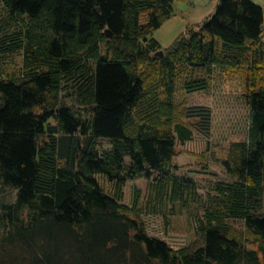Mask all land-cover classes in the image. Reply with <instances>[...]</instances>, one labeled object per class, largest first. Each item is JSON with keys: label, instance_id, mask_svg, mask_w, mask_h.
I'll return each instance as SVG.
<instances>
[{"label": "trees", "instance_id": "obj_1", "mask_svg": "<svg viewBox=\"0 0 264 264\" xmlns=\"http://www.w3.org/2000/svg\"><path fill=\"white\" fill-rule=\"evenodd\" d=\"M177 1L189 0H0V57H24L20 74L0 70V193L17 191L0 210V264H264V9L218 0L163 50L153 35ZM220 70L246 73L248 138L222 161L233 181L209 196L202 243L175 250L149 233L138 191L132 206L123 191L157 175L159 198L196 193L168 177L178 144L211 124L183 95ZM70 83L89 118L61 103Z\"/></svg>", "mask_w": 264, "mask_h": 264}, {"label": "rangeland", "instance_id": "obj_2", "mask_svg": "<svg viewBox=\"0 0 264 264\" xmlns=\"http://www.w3.org/2000/svg\"><path fill=\"white\" fill-rule=\"evenodd\" d=\"M199 7L188 1L174 3V15L155 31V38L163 50L169 49L181 34H187L215 13V0H199ZM264 9V0H252ZM24 57L21 53L0 57V70L11 77L22 72ZM211 87L195 93L183 95L188 106L193 110L211 111L209 130L195 129L194 137L184 144L179 143L178 154L174 160V168L170 172L172 178H189L196 185V193L184 194L183 199L172 198L170 190L164 198L156 195L155 178H140L128 181L124 188L123 202L132 206L135 192L140 194L139 207L149 233L167 241L175 250L197 243H202L200 220L202 221L209 196L215 194L214 189L221 183H231L232 177L227 173L223 160L228 158L232 144L246 141L249 127V105L246 100V73L217 71L210 79ZM61 103L72 107L79 116L90 117L91 108L81 105L77 99L74 83L68 84L60 95ZM112 146L106 140L99 141L100 151H109ZM105 191L114 194L116 185L102 175L98 176ZM17 191L3 188L0 193V210L4 204H14ZM238 230H244L243 223L236 222ZM259 249V243L248 245Z\"/></svg>", "mask_w": 264, "mask_h": 264}, {"label": "crops", "instance_id": "obj_3", "mask_svg": "<svg viewBox=\"0 0 264 264\" xmlns=\"http://www.w3.org/2000/svg\"><path fill=\"white\" fill-rule=\"evenodd\" d=\"M217 3H216V6L214 7L215 8V10H216V8H217V5H218V0H215ZM192 6H194L195 8L196 7H199V6H202L201 5V1H199V0H189L188 1Z\"/></svg>", "mask_w": 264, "mask_h": 264}, {"label": "water", "instance_id": "obj_4", "mask_svg": "<svg viewBox=\"0 0 264 264\" xmlns=\"http://www.w3.org/2000/svg\"><path fill=\"white\" fill-rule=\"evenodd\" d=\"M107 36H108L109 38H111V37L113 36V34L110 32V30L107 31ZM158 56L164 57V51H160V52L158 53Z\"/></svg>", "mask_w": 264, "mask_h": 264}]
</instances>
